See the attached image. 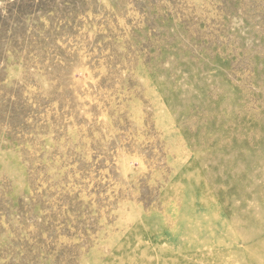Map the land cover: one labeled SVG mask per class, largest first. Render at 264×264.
<instances>
[{
  "label": "rangeland",
  "instance_id": "obj_1",
  "mask_svg": "<svg viewBox=\"0 0 264 264\" xmlns=\"http://www.w3.org/2000/svg\"><path fill=\"white\" fill-rule=\"evenodd\" d=\"M0 264H264V0H0Z\"/></svg>",
  "mask_w": 264,
  "mask_h": 264
}]
</instances>
